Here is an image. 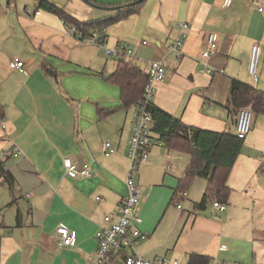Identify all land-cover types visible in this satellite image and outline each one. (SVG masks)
I'll return each instance as SVG.
<instances>
[{
	"label": "crops",
	"instance_id": "1",
	"mask_svg": "<svg viewBox=\"0 0 264 264\" xmlns=\"http://www.w3.org/2000/svg\"><path fill=\"white\" fill-rule=\"evenodd\" d=\"M41 1L0 0V103L5 108L0 153H6L2 161L11 173L10 180L0 178V264H90L96 231L106 215L116 217L129 192L128 146L137 112L136 104L123 108L121 88L110 80L120 57H110L107 49L118 43L135 48L133 58L121 57L146 72L152 60L164 62L156 106L190 126L235 132L238 109H229L233 80L264 92V0L229 5L225 0H146L105 27V46L88 42L78 30L70 32L72 25L40 7ZM47 1L81 23H92L117 16L124 9L119 5L137 0ZM184 22L188 29L179 55L171 46ZM209 33L215 34L218 49L204 58ZM255 43L262 46L256 82L249 71ZM17 58L24 62L22 69ZM104 141L116 148L109 157L101 149ZM14 145L20 153L9 152ZM171 153L161 141L136 175L143 186L140 228L146 234L139 252L186 262L198 253L208 255L211 264H264V113H253L227 180L231 192L225 210L212 202L198 206L208 184L203 177L174 199L190 155ZM65 156L89 163L91 175L67 174ZM61 224L76 232V245H56L52 235Z\"/></svg>",
	"mask_w": 264,
	"mask_h": 264
},
{
	"label": "built area",
	"instance_id": "2",
	"mask_svg": "<svg viewBox=\"0 0 264 264\" xmlns=\"http://www.w3.org/2000/svg\"><path fill=\"white\" fill-rule=\"evenodd\" d=\"M232 1L234 0H225L224 4L229 5ZM260 10H263L262 6H260ZM180 27V35L171 46L179 55H181L188 24L186 22L181 23ZM105 29L93 30L84 39L92 44L104 46L106 40ZM69 30L70 32L77 31L74 26L70 27ZM141 43L148 44V41L143 40ZM206 43L207 47L202 52L204 58L212 56L218 49L214 33L208 34ZM261 51L262 46L260 43H255L252 46L249 71L255 82L259 80L258 64ZM107 52L113 56L136 55L135 48H131L125 43H118L114 48L107 49ZM16 60L17 67L22 69L24 62L18 58ZM203 70L213 72L210 66H204ZM165 77L166 66L164 62L159 59L152 60L142 98L137 104V112L128 146L130 164L126 184L129 192L121 201L116 217L106 215L105 223L101 224L96 231L95 237L98 246L93 252L90 264H188V262H182L179 258L170 255L146 257L138 250V245L146 237V234L140 228L143 221L141 216L143 186L136 181V175L140 166L148 161L152 148L161 142L153 130L154 118L150 106L154 103L156 96V82L164 80ZM253 113L251 106L238 109L235 132L239 138L245 139L251 131ZM0 125L3 128L5 127L3 122ZM101 149L105 157H109L116 150L111 141H104ZM9 152L18 154L21 151L18 145H14ZM5 155L6 153L2 151L0 160ZM63 162L66 173L70 176H89L92 173L89 163L80 165L70 156H65ZM212 205L219 210L227 209V203L218 199H214ZM177 206L180 208L182 206L181 202ZM52 237L58 247L74 246L77 241L76 232L62 224L56 228Z\"/></svg>",
	"mask_w": 264,
	"mask_h": 264
},
{
	"label": "trees",
	"instance_id": "3",
	"mask_svg": "<svg viewBox=\"0 0 264 264\" xmlns=\"http://www.w3.org/2000/svg\"><path fill=\"white\" fill-rule=\"evenodd\" d=\"M145 1L137 0L131 4L119 5L124 9L117 16L92 23H81L63 8L47 0H42L40 7L57 14L67 25L74 26L83 37H86L91 31L102 30L110 23L136 12ZM42 68L52 76L51 67L43 64ZM147 78L148 72L131 60L120 58L110 80L121 88L123 108L139 103ZM229 103L231 112L233 108L251 106L253 112L264 113V92L235 79L232 82ZM150 111L154 118L153 130L164 146L169 150L187 152L190 155V162L183 177L179 180L174 199L179 200L184 196L195 178L203 177L207 179L208 184L198 206L206 207L207 203L213 202L214 199L228 202L231 189L227 180L241 152L244 139L239 138L236 132L232 131H217L187 125L179 117L154 103L150 106ZM4 116L5 108L0 103V122ZM260 171H264V166L260 167ZM3 176L10 180L11 173L0 160V178ZM188 264H211V258L208 255L192 253L189 255Z\"/></svg>",
	"mask_w": 264,
	"mask_h": 264
},
{
	"label": "rangeland",
	"instance_id": "4",
	"mask_svg": "<svg viewBox=\"0 0 264 264\" xmlns=\"http://www.w3.org/2000/svg\"><path fill=\"white\" fill-rule=\"evenodd\" d=\"M104 46H105V45H104ZM108 55H109V54H108ZM110 57H112V58H114V59H116V60H118L119 57H120V58H123V57H121V56H113V55H112V56L110 55ZM126 58H133V57L128 56V57H126ZM158 149L160 150V148H157V150H158ZM176 152H182V151H175V150H172V153H171L170 156H173V157H174V155H176ZM184 153H187V152H184ZM187 154H188V153H187ZM168 156H169V155L166 154L165 157H168ZM170 156H169V157H170ZM1 188H3V187H0V189H1ZM181 261H182V262H186V259H181Z\"/></svg>",
	"mask_w": 264,
	"mask_h": 264
}]
</instances>
